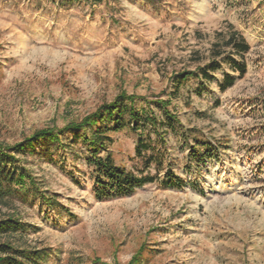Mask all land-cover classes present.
I'll list each match as a JSON object with an SVG mask.
<instances>
[{"label":"rangeland","instance_id":"374dc122","mask_svg":"<svg viewBox=\"0 0 264 264\" xmlns=\"http://www.w3.org/2000/svg\"><path fill=\"white\" fill-rule=\"evenodd\" d=\"M231 31L249 51L223 57L245 74L221 62L211 80L174 92ZM225 73L234 83L222 91ZM122 97L164 123L162 102L178 124L163 127V149L150 135L164 170L136 155L148 130L109 133L101 157L156 182L97 200L82 132L63 130ZM43 130L63 131V148L12 155L54 205L27 193L0 200V221L23 225L0 242L39 252L38 264H264V0H0V148ZM201 143L216 157L197 165ZM167 171L184 186L164 185Z\"/></svg>","mask_w":264,"mask_h":264},{"label":"trees","instance_id":"16d2710c","mask_svg":"<svg viewBox=\"0 0 264 264\" xmlns=\"http://www.w3.org/2000/svg\"><path fill=\"white\" fill-rule=\"evenodd\" d=\"M94 1L100 2L101 0ZM219 36L221 43L214 45L210 61L206 65L198 68L196 72H188L181 75L177 80L174 92H178L180 87L189 78L205 81L211 80L212 75L221 70V62L227 64L231 72L237 73L239 78L245 74V64L242 61L238 63L231 56L223 57L225 54L224 51L229 50L231 55L241 60L243 59L244 55L249 51V46L242 35L231 31L227 37ZM233 83L234 78L230 77L227 73L223 74L219 85L220 90L224 91L230 88ZM127 101H130L129 107L124 106V103ZM156 104L163 113L165 118L164 123L159 121L154 115H138L133 108V99L122 97L116 99L112 104L102 106L80 124L68 125L63 130L74 132L76 135L79 131L82 132L81 142L86 147L90 156L87 159V164L91 169L93 192L97 200L128 197L134 194L137 189L156 182V177L150 176L148 173L144 174L142 171L140 174H135L132 170L118 166L109 153L101 157L103 152H107V146L111 142L108 136L109 133H117L124 128H130L135 134L139 130L141 132L148 130L147 137H143V133L137 137L136 155L145 161L144 168L155 166L159 170H164V158L160 151L152 147L153 142L150 139V135L153 134L159 139V143L163 149L166 146V131H163V127H167L169 131H172L175 128V124H178V121L168 112L167 105L162 102ZM126 114L131 121L129 124L125 123L123 119ZM108 124H111V126L109 127ZM94 125L97 128L88 132V129ZM63 131L55 133L51 130L39 131L27 139L22 145L12 149L0 148V200L13 199L20 194L27 193L37 195L46 205H54V199L41 195L35 182L26 171L14 165L17 161L14 159L12 152H20L21 154L27 155L29 151H34L43 144L47 145V148L55 145L63 148L59 138V135ZM201 146L202 152L194 150L191 155V160L197 165L199 162L203 164L206 160L216 157V148H213L207 143H201ZM143 151H149L150 153H142ZM166 177L167 180L164 181V185L176 189L184 186V181L176 177L173 173L167 171ZM22 227L23 225L21 223L12 219L0 221V237L18 231L23 232ZM41 258L39 252L15 249L7 242H0V264H38Z\"/></svg>","mask_w":264,"mask_h":264}]
</instances>
